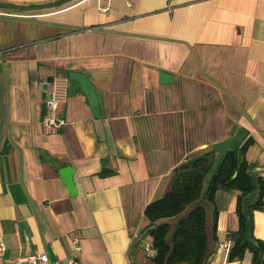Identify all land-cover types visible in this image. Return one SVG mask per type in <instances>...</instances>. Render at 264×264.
<instances>
[{
  "label": "crops",
  "instance_id": "0c3cea01",
  "mask_svg": "<svg viewBox=\"0 0 264 264\" xmlns=\"http://www.w3.org/2000/svg\"><path fill=\"white\" fill-rule=\"evenodd\" d=\"M74 73L91 84L95 108L68 78ZM57 75L67 78L64 125L45 134L41 86ZM242 137L252 140V179L264 180V0H0L4 258L151 264L132 248L144 206L184 159ZM102 167L112 172L99 176ZM252 191L254 201L255 182ZM235 197L214 194L205 264H250L249 252L226 261L215 251L237 229ZM252 224L264 241V211H253Z\"/></svg>",
  "mask_w": 264,
  "mask_h": 264
},
{
  "label": "trees",
  "instance_id": "16d2710c",
  "mask_svg": "<svg viewBox=\"0 0 264 264\" xmlns=\"http://www.w3.org/2000/svg\"><path fill=\"white\" fill-rule=\"evenodd\" d=\"M239 142L234 150L222 153L209 181L216 159L211 149L184 159L172 169L164 194L144 206L142 216L146 223L138 232L142 237L148 236L156 250V255L149 259L151 264H205L208 228L211 238H215L217 210L213 201L217 190L236 194L237 229L228 233L231 246L226 261L240 260L249 252L250 264H264V241L252 235V213L264 211V180L254 181L249 173L245 152L252 140L242 137ZM110 172L102 167L98 175ZM254 182L257 197L243 207L242 200L253 190ZM208 205H211L209 226ZM137 244L133 242L132 248H138Z\"/></svg>",
  "mask_w": 264,
  "mask_h": 264
},
{
  "label": "built area",
  "instance_id": "2783aa9c",
  "mask_svg": "<svg viewBox=\"0 0 264 264\" xmlns=\"http://www.w3.org/2000/svg\"><path fill=\"white\" fill-rule=\"evenodd\" d=\"M67 78L65 76H54L50 83L46 84L45 99L43 113L40 118V128L45 134H53L57 132L64 125V118L59 115V108L66 101ZM49 95V98H47ZM134 241L138 242V247L141 249L143 255L149 259L156 255V250L151 244L148 236H141L138 231L131 235ZM71 245L74 251H79V244L77 238L71 239ZM231 242L228 239L218 241L215 247L217 253L227 256ZM5 243L0 237V264H76L74 257H68L65 262L58 263L49 260L44 253L33 252L24 256H19L13 259L4 258Z\"/></svg>",
  "mask_w": 264,
  "mask_h": 264
},
{
  "label": "water",
  "instance_id": "95a60500",
  "mask_svg": "<svg viewBox=\"0 0 264 264\" xmlns=\"http://www.w3.org/2000/svg\"><path fill=\"white\" fill-rule=\"evenodd\" d=\"M68 78L71 80H74L78 83V85L80 86L81 90L84 92V94L87 97V100L89 102V104L95 108L96 106V102L97 99L94 95V91L93 88L91 86V84L86 80V78L81 75V74H69ZM52 80V77L47 78V80L42 84L41 86V92L43 94V100L45 99V88H46V84L50 83ZM47 98H49V95H47ZM237 142L233 141V140H223L220 142H217L215 144H213L211 146V150L216 153V159L214 161V164L212 166V170L210 172L208 181L210 180V177L220 159V156L222 155L223 152L225 151H232L236 148ZM72 169L70 166H64L59 170V175H60V179L63 182L67 194L69 196L74 195L75 194V190H74V186H73V182H72ZM207 181V182H208Z\"/></svg>",
  "mask_w": 264,
  "mask_h": 264
},
{
  "label": "rangeland",
  "instance_id": "374dc122",
  "mask_svg": "<svg viewBox=\"0 0 264 264\" xmlns=\"http://www.w3.org/2000/svg\"><path fill=\"white\" fill-rule=\"evenodd\" d=\"M251 194H254L253 191H251V192L247 195L248 199L245 200V202L250 201V200L252 199ZM251 201H253V200H251ZM170 222H172V220H171ZM143 257H144V259H147V260H148V258H146L144 255H143Z\"/></svg>",
  "mask_w": 264,
  "mask_h": 264
}]
</instances>
